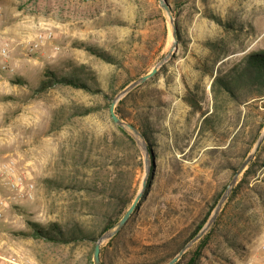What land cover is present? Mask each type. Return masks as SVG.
<instances>
[{
  "label": "rangeland",
  "instance_id": "1",
  "mask_svg": "<svg viewBox=\"0 0 264 264\" xmlns=\"http://www.w3.org/2000/svg\"><path fill=\"white\" fill-rule=\"evenodd\" d=\"M167 2L178 49L127 105L136 116L162 117L151 151L145 141L147 153L130 130L134 142L120 132L111 105L173 48L159 0H0V46L8 45L0 58V165L14 162L34 185L33 197L11 198L0 219L7 252L33 264H94L95 242L53 245L36 239L31 223L100 238L109 217L123 213L121 200L133 204L149 174L140 208L101 250L108 264H160L213 209L211 218L215 200L254 152L264 99L238 107L225 95L215 98L213 88L216 77L264 51V0ZM82 67L104 94L59 85L37 92L48 70L63 77ZM84 109L94 111L81 115ZM208 117L213 122L205 125ZM255 160L261 168L230 201L199 264H264V142ZM0 191L15 197L2 183Z\"/></svg>",
  "mask_w": 264,
  "mask_h": 264
},
{
  "label": "trees",
  "instance_id": "2",
  "mask_svg": "<svg viewBox=\"0 0 264 264\" xmlns=\"http://www.w3.org/2000/svg\"><path fill=\"white\" fill-rule=\"evenodd\" d=\"M214 20L221 23V21L216 18ZM222 25L224 26V28L231 27L229 23L227 24L222 23ZM207 46L211 50H214L218 45L212 42H208ZM89 51L93 52V54L99 56L100 58H103L108 62L111 63L114 62V59L105 52L99 51L94 48H90ZM46 77L47 79L42 82L37 92L39 93L45 92L48 89L59 85V86L72 87L74 89H81L93 94H104L102 90L95 88L93 85L89 83V82H95L96 79L93 74L88 72L86 67H82L80 71L73 70L69 75L63 77L54 71L48 70L46 73ZM145 86L146 85L141 86L140 88L136 89V91L143 89ZM213 93L215 95V98H218L219 95H223V96L225 95L230 101L234 102L238 107L248 104L250 100L253 99L263 100L264 99V51H260L258 53H254L245 57L242 62L234 65L225 75H219L218 77H216L214 81ZM134 95L135 92L132 91L123 100L120 101V103L116 108V114L122 121H130L134 127L138 128V130L143 135L146 143L148 144L149 150L151 151L153 148L152 140H153L154 132L156 130L155 125L157 124V122L159 123L162 117L159 116L156 117V119H154L152 117L150 118L146 114H143L142 116L141 115L136 116V113L130 112L127 105L129 101L134 97ZM192 106L195 107L193 103ZM93 111H94L93 109H84L81 112V115H88L91 114ZM204 122L205 125H210L213 122V119L208 117L205 119ZM120 132L124 136L128 137L132 142H134L133 137L127 131L120 129ZM257 163L258 162L255 160L249 165L241 183L236 187L231 198L224 206L211 233L205 236L202 240H200L199 243H197L195 247L189 250L182 257V259L176 264H199L203 256V251L207 247L211 235L214 234V232L220 225L221 220L223 219V216L226 213L229 204L231 203L230 201H232L236 197L240 188L242 187V183L246 182L249 178H252L251 176H255L259 171V169L261 168V166L260 165L258 166ZM150 184L151 183H149V186ZM222 195L223 193L217 197V199L215 200V205H217ZM121 203H123L122 204L123 213L120 214V217L117 220H113V218L109 217L106 225L102 229L101 234H104L107 231L112 230L119 223V221L122 219V217L125 215V213L130 209V206L132 205V204L131 205L126 204L122 200ZM215 205L212 206V208H214ZM140 206H141V202L139 203L137 210L140 208ZM211 211H209L206 217L201 221L199 225L196 226V228L190 233V235L180 245H178L175 252L172 253L168 259H163L160 262V264H165L167 262L169 263L176 255H178V253L202 230V228L205 226L212 213ZM128 223L123 230L126 229ZM31 227L33 229V236L36 239L44 240L53 245H70V244H78L80 242H85V241L96 243L99 239L98 236L86 233L81 228L64 230L58 224H51L49 227H43L37 223H31ZM120 233L111 240V243L119 237ZM103 251L104 250L102 249L101 262L102 264H108L103 259Z\"/></svg>",
  "mask_w": 264,
  "mask_h": 264
},
{
  "label": "water",
  "instance_id": "3",
  "mask_svg": "<svg viewBox=\"0 0 264 264\" xmlns=\"http://www.w3.org/2000/svg\"><path fill=\"white\" fill-rule=\"evenodd\" d=\"M159 2H160L161 8L167 12L169 19H170V22L173 26V39H174L173 48H172L171 52L169 53V55H167L164 59L161 60V62L159 63L158 66H156L149 74L141 77L140 79H138L137 81H135L131 85H129L123 92H121L113 100L112 105H111V115H112V119L115 122V124L123 130H130L133 133L135 139L138 141V143L143 147V149L147 153H149V150L146 146L145 139H144L143 135L133 125L125 123L124 121H122L117 116L116 107H117V104L123 98H125L129 93H131L136 88L146 84L149 80H151L153 77H155L157 75V73L159 72V66L165 64V62L171 58L173 52H175L178 49V46H179L178 31H177L175 19H174L173 14H172L171 7L168 4L167 0H159ZM263 142H264V133L259 138V140L255 146L254 152L252 154H250L247 157V159L240 165L237 173L235 174V176H234L233 180L231 181L230 185L228 186L227 190L225 191V193L221 197V199H220L217 207L215 208L214 213L212 214L209 221L202 228V230L168 264L178 263L182 259V257L190 249H192L200 240H202L209 233V231L213 228L214 224L216 223V221L219 217L220 212L223 209V206L228 201L233 189L237 185L240 176L247 170L249 165L252 163V161L255 158L256 153L258 152V150L262 146ZM148 179H149V174L147 175V177L143 181L142 190L140 191V193L136 197V199H135L134 203L132 204V206L130 207V209L125 213V215L119 221V223L111 231H108L107 233L102 235L98 239V241L96 242L94 252H93L94 264H102V262H101V248H102L103 243H105L106 241H110L113 238H115L125 228V226L129 222L130 218L132 217L133 213L135 212L139 203L141 202V200L144 196V193L146 192L147 188L149 187ZM151 180H152V177H151Z\"/></svg>",
  "mask_w": 264,
  "mask_h": 264
},
{
  "label": "built area",
  "instance_id": "4",
  "mask_svg": "<svg viewBox=\"0 0 264 264\" xmlns=\"http://www.w3.org/2000/svg\"><path fill=\"white\" fill-rule=\"evenodd\" d=\"M8 57V45L0 46V58ZM0 183L7 186L10 193L15 194V197L5 196L0 191V219L4 217L5 211L9 206V200L12 198H32L34 185L26 183L25 177L20 175L16 170L14 162L6 165H0ZM6 241L0 240V264H33L22 254L9 253L5 250Z\"/></svg>",
  "mask_w": 264,
  "mask_h": 264
}]
</instances>
